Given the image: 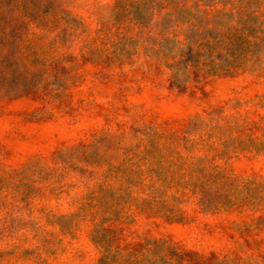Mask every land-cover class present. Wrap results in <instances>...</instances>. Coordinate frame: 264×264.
Here are the masks:
<instances>
[{
  "label": "rangeland",
  "instance_id": "1",
  "mask_svg": "<svg viewBox=\"0 0 264 264\" xmlns=\"http://www.w3.org/2000/svg\"><path fill=\"white\" fill-rule=\"evenodd\" d=\"M147 1L0 0V264H264V0H171L247 42L178 80L126 41Z\"/></svg>",
  "mask_w": 264,
  "mask_h": 264
},
{
  "label": "trees",
  "instance_id": "2",
  "mask_svg": "<svg viewBox=\"0 0 264 264\" xmlns=\"http://www.w3.org/2000/svg\"><path fill=\"white\" fill-rule=\"evenodd\" d=\"M147 2L148 7L137 8L131 12L130 19H124L127 24L126 32L131 36L126 41H132L133 48H142L144 54L158 61L164 69L171 71L177 80L182 77L188 78L191 71L206 74L224 73L235 62L231 61L232 58L237 60L246 52L243 47L247 42L235 34L224 35L218 32L220 24L216 28L214 41L217 43L214 45L198 44L199 40L205 38L197 36L196 32L194 34L198 38L190 41L185 34L187 27L183 28V23L179 19L184 12L182 9L185 3L171 0ZM220 12L217 11V15H220ZM124 20L121 22H125ZM75 24L84 33L93 36L88 45H94L101 36H104L105 44L117 46L111 40L110 31L105 29L100 21L95 23L94 30L90 29L82 18L75 20ZM94 52L93 50L90 54L94 55ZM121 54L120 50L117 56Z\"/></svg>",
  "mask_w": 264,
  "mask_h": 264
}]
</instances>
